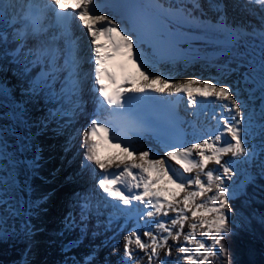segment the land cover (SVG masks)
<instances>
[{"label":"snow or ice","instance_id":"snow-or-ice-1","mask_svg":"<svg viewBox=\"0 0 264 264\" xmlns=\"http://www.w3.org/2000/svg\"><path fill=\"white\" fill-rule=\"evenodd\" d=\"M249 3L264 7V0ZM16 4L25 5V0H0V240L18 235L14 226L11 231L6 227L9 217H24L25 204L31 216L47 199H31V181L42 167L37 138L51 132L66 136L65 152L79 141L82 168L91 163L99 177L92 192L77 194L79 214L70 211L62 220L57 235L79 233L61 243L65 254L83 243L92 215L98 218L101 207H111L103 225L112 235L104 243L122 252L117 264L145 258L147 264H211L212 258H227L225 237L243 226L238 220L251 222L242 211L254 199L247 188L259 187L257 179H264V23L251 32L232 27L226 23L222 0L211 5L219 13L215 25L193 15L201 9L199 0H177L180 6L174 9L157 3L155 11L139 0H46L42 6L27 0L20 8ZM49 13L52 22L45 23ZM73 21L90 37L91 57L85 55L80 38H72ZM168 21L199 29L200 34L180 33ZM209 32L227 37L221 54L231 58L217 77L177 80L159 73L156 65L171 59L160 53L163 42L176 47L207 40ZM142 45L152 49L150 59ZM93 62L89 87L92 73L84 65ZM128 62L135 65L136 74L126 71ZM232 73L237 79L222 82ZM129 93L186 95L188 105L210 112L216 126L194 127L190 135L195 142L173 132L157 135L162 155L154 148L140 150L136 144L142 129L125 115L137 99ZM101 142L119 152L102 158ZM241 166L247 175L236 183L233 169L239 172ZM22 192L28 194L26 201ZM92 193L101 196L95 205ZM236 200L241 209L234 207ZM20 233L33 234L30 220L22 222ZM174 250L178 255L173 259ZM95 253L89 252L83 264H95ZM72 264L77 262L73 259Z\"/></svg>","mask_w":264,"mask_h":264},{"label":"bare ground","instance_id":"bare-ground-1","mask_svg":"<svg viewBox=\"0 0 264 264\" xmlns=\"http://www.w3.org/2000/svg\"><path fill=\"white\" fill-rule=\"evenodd\" d=\"M169 2H172L174 0H167ZM233 2V0H231ZM238 1V2H237ZM7 2H11V0H7ZM242 2L248 4L247 6H242ZM224 4H225V15H226V23L231 25L232 27H236V26H242L244 27L248 32H251L253 30V28L259 29V26H254L252 24V22H249V16L247 14V8L250 7L251 8V4L249 3V0H236L235 1V6H233V4L229 3L228 0H224ZM24 7L25 5H21V4H16L17 8ZM256 6H261V5H256ZM185 7L191 9L192 5L191 4H185ZM242 7L243 10L239 11L238 13V8ZM247 7V8H246ZM201 12L203 14H201ZM193 15L195 16H199L202 20H206L208 22H210V24L215 25L219 19V13L218 12H213V14L209 13L204 10H196L193 11ZM254 15H252V17H254ZM246 22L248 25H246ZM46 23V22H45ZM72 27H77L76 28V33L73 32ZM175 27H177L179 30L186 32V33H191L193 31L196 32L197 35L200 34V30L199 29H192L189 28L187 26H177L175 25ZM71 33H72V38L75 39L77 37L80 38V42L83 45L84 48V53H86L87 56L91 57L92 53H91V46H90V37L85 35V32L82 31L76 24L75 21H73L71 27H70ZM42 38H46V37H42ZM211 41V42H209ZM246 42L250 43L251 42V37L246 38ZM61 46H63V40H61L60 42ZM227 44V37L225 35L221 36V35H217L214 32H209L207 35V40L201 39V40H196L194 42H192L190 44V46H188V48L191 49V53L186 54L185 57L179 61L176 62H162L156 65V68L159 70V73H163L166 75H171L172 77H174L177 80H183V79H189V78H210V77H217V72L212 71L211 68L209 67L212 63L216 64V68L219 69L220 66L224 65L225 63H227L231 58L228 55H224L221 54L223 47ZM241 50H243V48H241ZM146 56L150 59V55L142 50ZM213 66V65H212ZM231 67L235 68L236 65L235 63L231 64ZM92 68V67H91ZM91 72V71H89ZM237 78V73H232V75L225 81L222 82H227V83H231L232 80H235ZM92 81V78L90 80V82ZM90 84V83H89ZM91 86V85H90ZM186 96V95H185ZM90 109H91V105H90ZM83 123V122H82ZM198 124V129H210V128H215V122L211 120V114L208 115L205 120L201 121V117L198 118L197 122ZM79 126V125H78ZM52 127H55V125H52ZM193 131L192 130H188V134H187V139L195 142L193 140V138L191 137V133ZM40 136L37 138L39 139ZM55 139H58L62 145V147L65 144V140H66V136H54L51 132H49V135L46 138L45 141V153L48 156L45 161L44 164L46 166L49 167V164L52 165V179H53V184L50 185H42L39 188V185H41V183H43V180H40L39 178H35L34 183L38 186L37 192L38 193H43L46 196H43L41 198L44 197H48L50 201H54L56 198V190L58 192V196H60L61 198H63V193L66 192V194L68 195H73L75 197V202H77V194H86L89 193V191L92 192L93 188H94V184L95 181H92L91 184V176L93 174L97 175L98 177V169H95L94 166L89 163L88 166V170L84 171L82 170V172H80L78 174V176H76L75 178L72 179V174H70V170L65 172L62 171L61 169H59L58 164L60 163V156L55 158L57 159V162L52 161V156L54 155V157H56V153L59 154V151L57 149V147H53V142L57 141ZM133 139H135V137H133ZM57 146V143H56ZM136 146L140 149V150H146L148 148H154L155 150L157 149H161L158 144L156 142H154L151 138L147 137V136H143V135H139V142L136 144ZM76 148V151L78 153H75V155H77L76 158H83L84 156V150L79 146V141L75 142L72 150ZM109 147H103V148H98V150L101 153L102 158H107L111 155H115L116 153L119 152V149L114 148L111 152L108 151ZM63 149V148H62ZM162 150V149H161ZM71 151V150H70ZM68 151L67 153L62 150L60 151V155L62 154V160H64L67 163H70V161L68 159H70V157L72 156L71 154H69ZM163 151V150H162ZM153 158V157H152ZM230 157L229 156H225L224 160H228ZM58 167V168H56ZM177 169H179V166H175ZM210 167H217L214 165H211ZM40 172V171H39ZM42 174L44 175V177L46 179H48L49 177V173L48 171H42ZM65 176H67V180H65ZM74 182H72V184L70 183V179ZM62 182L64 188L67 187L66 191L64 190L63 193H61V191L59 192L60 188H59V183ZM63 190V189H61ZM62 194V195H61ZM93 196L95 197L92 201L93 205H95V202L97 199H100L101 196L96 195L95 193H92ZM20 195L23 197V199L26 201L28 199V194L26 192H22L20 193ZM54 199V200H53ZM67 199V198H66ZM68 202V201H66ZM55 203V202H54ZM57 203V201H56ZM69 212L73 211L75 214H79V209H76V206L72 203L69 204ZM95 208H93V212H94ZM110 209L108 208H100V211L105 215L100 216L102 221L104 222L107 219V213L105 211H109ZM23 211L25 212V216L21 217V219L25 218L28 220V205L25 204ZM5 214V213H3ZM24 219V220H25ZM23 220V221H24ZM98 220V219H97ZM123 222V220H121L119 223ZM116 225H114L115 227ZM52 228V227H50ZM125 233H121L119 240L120 243L122 245V237ZM105 232L102 233V236L105 237ZM108 235V234H107ZM112 232L110 233L111 236ZM97 236V235H96ZM106 236V238L108 237ZM102 238L98 239V242L95 244L96 246H99L100 248H103V251L106 252H110V249L113 250V253H111L112 255H110V259L111 256H113L112 259H114L116 261H118L119 256L122 255V252L117 253L114 248L112 246H105V240H103ZM95 238V237H94ZM97 239V238H96ZM86 244H88L86 242ZM93 244V245H94ZM45 251V250H44ZM74 252H70L69 254H73ZM52 255V259L54 260V264H57V262L59 260H61L62 262H65L66 258H69V254H64L62 252H57L56 250H54ZM69 255V256H68ZM88 255V254H87ZM178 254L176 253V251L174 250L172 253V257L174 259V256L176 257ZM62 257V258H60ZM66 257V258H65ZM70 262V261H69ZM135 264H147V260L146 258L144 260H136Z\"/></svg>","mask_w":264,"mask_h":264},{"label":"rangeland","instance_id":"rangeland-1","mask_svg":"<svg viewBox=\"0 0 264 264\" xmlns=\"http://www.w3.org/2000/svg\"><path fill=\"white\" fill-rule=\"evenodd\" d=\"M216 34L220 35L218 33ZM209 67L211 68L212 71L217 72V76H218V69L216 68L217 67L216 64L212 63ZM48 135L49 132L41 135L40 138L37 139L36 141L43 150L41 153L42 167L39 170L40 171L39 177H36L39 178L40 180H43V183L39 185V188L42 185L53 184L52 165L49 164L48 167L44 164L45 159L48 157L45 153V141ZM55 140L57 141L53 142V147H57L59 151L60 147L61 148L63 147L58 139ZM71 153L75 155V153L78 152L76 151L75 148L73 150L71 149L68 155H70ZM77 159L79 160V166H81L83 158H77ZM87 170L88 167L86 168V171ZM42 171H48L49 173L48 179L44 177ZM251 171L255 172L256 169L252 168ZM233 172L235 174L232 175V181H235L236 183H240L241 181L245 180L247 175V170L243 166H241V170L239 172H237L235 168L233 169ZM94 178H97L96 174H93L91 176V184L92 181L93 182L95 181ZM69 179H70L69 184H72L73 181L71 180V178ZM34 180L35 178H33L31 181L33 188L31 199L33 201H37V200H41L42 199L41 197L46 195L37 192L38 186L34 183ZM225 183L228 184L231 183V181L225 178ZM58 186L60 188L59 192L61 191V193H63V191L64 190L66 191L67 189V187L64 188L63 183L59 184ZM56 195L57 196L55 200L53 199L54 200L53 202L50 201L49 198L47 197V199L40 204V207L38 209L35 208L32 209V215L28 216V220H30L33 226V234L30 237H26L23 233H20L21 224L25 218L21 219V217H9L6 227L9 229V231H11V229L14 226L17 230L18 235L6 241L0 240V264H54V260L52 259V255L54 254L51 253H53L54 250H56L58 253L59 252L64 253L61 248V243L67 242V240L74 239L79 235L78 231L70 235L66 234L64 237H60L59 235H57V233L60 231L62 227L63 218L69 213V207H70L69 204L70 203L74 204L76 206V209H79V207L77 206V202H75V197L73 195H68L66 194V192H64L63 195L61 194L63 196V198H61L60 196H58L59 194L57 190H56ZM66 209L68 210L66 211ZM108 209H111V207H109ZM110 211L111 210L105 212H110ZM6 214L7 213H5V215ZM102 215H105V213L104 214L102 213ZM95 217H96L95 215H92V217L89 220V233L87 237L84 238L83 243L78 248L73 249L71 251L74 252L73 254L67 253L70 255V256L68 255L69 258L65 257L66 258L65 261H67V264H72L73 259L77 262V264H83L84 257L87 256V254H89V252H91L93 249H96L95 264H109V262L110 264H117V259L116 261L112 259L113 256H111L110 259V255H112L111 253H113V250L110 249V252L105 253L106 249L105 251H103V248H100L99 246L95 245L98 242V239L103 237L102 233L105 232L101 217L100 216L98 218ZM97 219L100 222L99 226ZM92 232L97 233V236H95V238L93 237ZM110 233L111 231L105 232L106 235L105 237H103V240H105L106 236L110 235ZM86 242L88 244H86ZM57 264H65V262L59 260Z\"/></svg>","mask_w":264,"mask_h":264},{"label":"trees","instance_id":"trees-1","mask_svg":"<svg viewBox=\"0 0 264 264\" xmlns=\"http://www.w3.org/2000/svg\"><path fill=\"white\" fill-rule=\"evenodd\" d=\"M256 185H249L247 191L254 196L250 208L242 209L250 224L238 220L242 227L234 228L233 233L225 237L223 243L228 249L227 258H212L211 264H264V179H257ZM234 207L241 209L240 200Z\"/></svg>","mask_w":264,"mask_h":264}]
</instances>
